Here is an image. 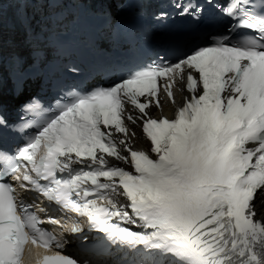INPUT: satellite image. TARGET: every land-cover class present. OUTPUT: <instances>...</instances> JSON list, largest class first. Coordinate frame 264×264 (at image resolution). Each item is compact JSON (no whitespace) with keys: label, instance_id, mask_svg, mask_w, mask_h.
<instances>
[{"label":"snow or ice","instance_id":"1","mask_svg":"<svg viewBox=\"0 0 264 264\" xmlns=\"http://www.w3.org/2000/svg\"><path fill=\"white\" fill-rule=\"evenodd\" d=\"M17 2L40 5L39 19L17 12L27 51L7 56L0 5V85L11 81L20 95L29 79L78 77L70 62L78 41L99 58L130 44L126 5L143 0ZM172 6L195 29L209 14L217 27L166 36L136 68L97 65L122 74L107 86L63 88L50 110L36 98L23 102L19 111L36 121L0 116V138L18 140L14 151L0 147V264H79L64 252L67 241L40 226L26 193L73 216L84 255L118 254L115 264H264V0ZM177 82L186 94L174 118H153L162 95L175 103ZM131 126L142 128L147 151L131 146ZM79 219L103 235H79Z\"/></svg>","mask_w":264,"mask_h":264},{"label":"bare ground","instance_id":"2","mask_svg":"<svg viewBox=\"0 0 264 264\" xmlns=\"http://www.w3.org/2000/svg\"><path fill=\"white\" fill-rule=\"evenodd\" d=\"M260 214H261V216L264 218V207H261V209H260Z\"/></svg>","mask_w":264,"mask_h":264}]
</instances>
